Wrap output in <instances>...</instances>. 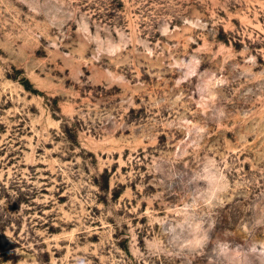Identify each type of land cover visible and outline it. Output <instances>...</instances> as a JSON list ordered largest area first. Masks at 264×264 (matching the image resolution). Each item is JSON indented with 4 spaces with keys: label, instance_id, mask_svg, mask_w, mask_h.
I'll return each instance as SVG.
<instances>
[{
    "label": "rangeland",
    "instance_id": "1",
    "mask_svg": "<svg viewBox=\"0 0 264 264\" xmlns=\"http://www.w3.org/2000/svg\"><path fill=\"white\" fill-rule=\"evenodd\" d=\"M0 264H264V0H0Z\"/></svg>",
    "mask_w": 264,
    "mask_h": 264
}]
</instances>
